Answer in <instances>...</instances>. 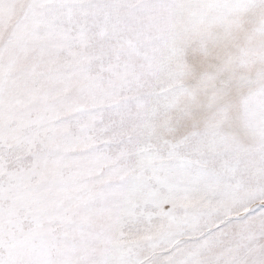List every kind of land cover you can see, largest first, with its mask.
I'll list each match as a JSON object with an SVG mask.
<instances>
[{"label": "snow or ice", "instance_id": "snow-or-ice-1", "mask_svg": "<svg viewBox=\"0 0 264 264\" xmlns=\"http://www.w3.org/2000/svg\"><path fill=\"white\" fill-rule=\"evenodd\" d=\"M0 264H264V0H0Z\"/></svg>", "mask_w": 264, "mask_h": 264}]
</instances>
